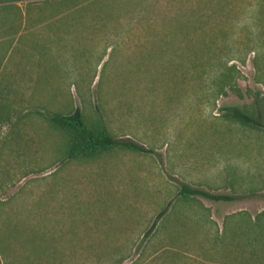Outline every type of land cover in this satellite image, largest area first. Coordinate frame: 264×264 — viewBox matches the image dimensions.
Wrapping results in <instances>:
<instances>
[{"label":"rangeland","instance_id":"rangeland-1","mask_svg":"<svg viewBox=\"0 0 264 264\" xmlns=\"http://www.w3.org/2000/svg\"><path fill=\"white\" fill-rule=\"evenodd\" d=\"M6 1L42 5L11 43L0 36V237L37 211L55 240L80 244L66 264H264V133L219 110L264 102V15H239L242 0H109L61 21L45 0ZM75 109L149 152L66 162L46 115ZM182 184L255 196L185 201Z\"/></svg>","mask_w":264,"mask_h":264},{"label":"trees","instance_id":"trees-1","mask_svg":"<svg viewBox=\"0 0 264 264\" xmlns=\"http://www.w3.org/2000/svg\"><path fill=\"white\" fill-rule=\"evenodd\" d=\"M13 1V0H12ZM18 2L19 0H14ZM109 0H45L44 6H48L49 10L54 14L53 20H73V15L78 11L85 9L87 6L98 5ZM113 0H110L112 2ZM146 1V0H145ZM6 3V0H3ZM107 3V2H106ZM114 2L107 8L114 11ZM241 13L239 15H253L260 17L264 15V0H250L246 3L242 0L237 3ZM41 3L30 2L27 9L22 12L17 6L4 5L0 8V12L9 14L14 10L17 15H3L4 18L0 21V36H9L11 40L15 38L22 28V23L25 20L34 18L30 15L31 10L41 9ZM245 11V14L242 12ZM146 8H139L135 15L145 13ZM249 13V14H248ZM6 29L4 26H6ZM2 40V39H0ZM0 44H4L1 43ZM236 71L234 64L230 66L224 65L221 77L223 78V91L225 87L228 90L235 89V83L231 73ZM220 112L231 122L261 131L264 133V102L254 99L249 105H222ZM48 123L54 127L61 129L67 136L68 150L64 160L66 162H76L83 159H91L101 153L112 152L115 150L129 151L133 153H147L143 147L137 145L130 140L119 141L108 131L103 123H98L94 126H88L86 119L80 109H75L72 113L61 114L51 113L46 115ZM178 196L182 200L200 199L213 204L231 205L241 200H246L255 196V192L251 191L240 196L230 194H214L205 191L198 187H193L188 184H182L178 191ZM264 199V194L261 196ZM246 213L229 216L230 218L243 219ZM163 216L161 213L153 223L152 227L147 231L150 233L158 220ZM249 219H251L249 217ZM254 235L263 239L264 230V211L257 214L253 222ZM262 226V229L260 228ZM6 235L0 237V264H66L68 257L77 251L80 244L73 242L59 243L54 239V232L58 234L55 228L50 229L43 223V217L37 211H33L23 225L19 221L15 222L10 228L6 227ZM90 248L87 245L85 249ZM91 249V248H90ZM88 249V250H90ZM68 252V253H66ZM87 263V262H85ZM119 260L116 264H121Z\"/></svg>","mask_w":264,"mask_h":264}]
</instances>
